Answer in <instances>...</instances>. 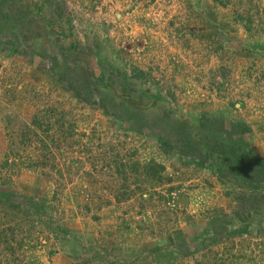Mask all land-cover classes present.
Returning a JSON list of instances; mask_svg holds the SVG:
<instances>
[{"label":"rangeland","instance_id":"obj_1","mask_svg":"<svg viewBox=\"0 0 264 264\" xmlns=\"http://www.w3.org/2000/svg\"><path fill=\"white\" fill-rule=\"evenodd\" d=\"M258 161L264 0H0V264H264Z\"/></svg>","mask_w":264,"mask_h":264},{"label":"trees","instance_id":"obj_2","mask_svg":"<svg viewBox=\"0 0 264 264\" xmlns=\"http://www.w3.org/2000/svg\"><path fill=\"white\" fill-rule=\"evenodd\" d=\"M30 123H32L34 125L35 122L34 121H31ZM238 126H239V128H241L242 125L241 124H238ZM26 131H28V128H26ZM239 132L242 133V131H240V130H239ZM28 133L29 132L22 133L21 135L22 136L23 135H27V138H28ZM43 148L45 150L47 149L46 146H43ZM249 162H252V158H250V157H248V162L246 164H248ZM258 163L260 165H262L263 168H264V162L258 161ZM134 165L137 167V164H134ZM147 165H149V166H147ZM147 165L143 166V168H142L143 169L142 172L146 176L147 175H150L149 174V171H152L153 168H155L156 171L158 170V172H159L160 169H162V167L160 165L155 164V163H152V162L150 164H147ZM26 201H27L26 203L28 204V206L25 208V211L24 212L27 214V216H29V217L35 216L37 218V221H38L39 219H41V216L46 215L43 212L44 200H38V201H36L33 198H30V199H26ZM10 207H12V206L10 205ZM35 222H36V220H35ZM26 223H29L32 226H34L32 219L30 221H29V219H27L26 220ZM27 226L29 227L30 225H27ZM43 226L46 227L48 231H51L52 232V230H53L55 233L57 231V234L60 232V235H62L63 233H65V230L63 228H60L59 225L56 224L54 226V220L51 219L50 217H46L45 221L43 222ZM21 227L20 228L15 227V228L20 231ZM1 232H3V233H1ZM5 232H6V230L0 228V243H2V244L4 243L6 245V246H3L4 248H6L9 245V241L6 238L7 233L5 234ZM12 237H13V234H12Z\"/></svg>","mask_w":264,"mask_h":264}]
</instances>
